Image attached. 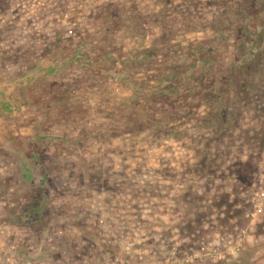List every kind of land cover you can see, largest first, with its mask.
<instances>
[{"label": "rangeland", "instance_id": "374dc122", "mask_svg": "<svg viewBox=\"0 0 264 264\" xmlns=\"http://www.w3.org/2000/svg\"><path fill=\"white\" fill-rule=\"evenodd\" d=\"M19 1L0 0V223L24 241L18 263L156 264L174 252L178 264H264V134L239 141L264 109V68L248 56L259 41L236 38L253 12L239 0H21L24 26L40 21L23 34L7 24ZM164 56L187 85L172 87L164 65L158 95ZM202 57L200 82L190 65ZM242 64L250 89L236 104ZM127 72L138 90L121 84ZM210 102L239 107V144L205 127ZM29 208L38 219L24 236Z\"/></svg>", "mask_w": 264, "mask_h": 264}, {"label": "trees", "instance_id": "16d2710c", "mask_svg": "<svg viewBox=\"0 0 264 264\" xmlns=\"http://www.w3.org/2000/svg\"><path fill=\"white\" fill-rule=\"evenodd\" d=\"M253 2H255V1H253ZM253 2L252 1L248 2L247 0H239L238 2H235L236 5L241 6V8H243L244 11H246V12L248 11L247 13L253 12V15H249V17L252 20L254 19L253 23L250 22L251 27L245 26L244 29L241 28V30H240L241 32H240V34L237 35L236 38L237 39L238 38L239 39L240 38L249 39L250 40L249 42H252V43H253V40L259 41L256 49H261V50L254 52L255 51L254 49H250L248 52V56L250 54V57H252V61L257 62L256 63L257 65L262 66V68H264V61H263V58H264V1H263V4L262 3L254 4ZM246 3H247V6H244V4H246ZM227 7H228V5H227ZM226 10H229V9L226 8ZM261 13L263 14V18H261V16H260ZM239 17H242V14ZM239 17H237V18H239ZM239 20H244V19L239 18ZM256 23H259V24L257 25ZM149 50H147L145 53H143L141 55L145 60H147L151 55L152 50H150V51ZM209 59L210 58H207V57L203 58L202 57L201 60H199V58H198V61L194 60L192 62V64L190 65L191 68L197 69V72L199 75L203 74L202 76L196 78V79L200 80V82L207 75L205 70L209 69V66H208ZM142 61H144V60H142ZM172 61H175V60H172L171 57L166 58L164 56L163 59L161 60V62L159 61L156 63V69H155V74H154L155 76H152L153 78L154 77L156 78V81H158L157 82L158 87L156 88V90H154L157 92L155 94L159 95L161 93L160 91H163L165 89V87L163 85H165L167 87L168 83H169L167 79L165 80V76L164 77L162 76V73H163L162 69H163L164 65H166L167 69L172 68L171 69V75L169 76L170 79H173V77L175 78V81L172 84V87H176V86L181 85V84L187 85L186 80H187L188 76L187 77H185V76L183 77V75L180 76L179 74L181 72V69L177 66L176 63H171ZM126 62L128 63L129 61L127 60ZM166 62H167V64H165ZM125 65H126V63H125ZM181 66H183V65H181ZM240 66L241 67H239V65L237 66V69L239 70V75L246 77L247 82L244 83L243 85L239 86V88L241 87V89L239 91L237 90L239 88H237V87L235 88V90H237V92H241L240 97L237 98V100L236 99L234 100V103H236V104L237 103L241 104V103L246 102L245 100H242V97L243 96L246 97V95H247L246 92H248V89H250V84H249L250 72H248L247 67H244L243 64ZM186 67H188V66H186ZM240 68H243V69L241 70ZM186 69L187 68H184L183 72H186L185 71ZM230 75L233 78L231 80V82H232L234 80V76L236 77V74H235V72H231ZM130 76L131 75L129 72L120 73L119 78L121 80V84H127V85L129 84V86H131V89L133 91H135V89L138 90L139 83H137V82L135 83L134 81L128 82V78ZM200 82L196 81V83H200ZM230 88L231 87L229 86V84L225 85L226 94L224 95L223 101L227 102V103H230V98L227 97V90H230ZM212 105H217V103L214 104L213 102H210L209 106H207L209 109L208 110L209 113L204 114L203 115L204 118H201L205 122L204 123L205 127L206 126L209 128L220 127V129L224 132V135H226L227 139L230 140L229 143L231 145H234V142H236V144H237L238 143L237 142L238 136L237 137L233 136L234 135L233 133H234V130L236 129V125H237V110H239V107H236L235 110L231 111L228 109V107H225L226 104H224V103L218 104L217 108H215V109L212 108ZM263 110L264 109H259L258 111L262 112ZM259 112H258L257 116L255 117V120L257 121V124H258L257 128H259L258 133L254 134L252 136L247 135V134L243 135L242 138H240V140H239L240 143H242L243 145L252 144L251 142H259L261 139L259 134H261V133L264 134V127L259 126V125L264 126V124H259V122L257 120V119H262L263 123H264V113L262 114ZM200 117H202V116H200Z\"/></svg>", "mask_w": 264, "mask_h": 264}, {"label": "built area", "instance_id": "2783aa9c", "mask_svg": "<svg viewBox=\"0 0 264 264\" xmlns=\"http://www.w3.org/2000/svg\"><path fill=\"white\" fill-rule=\"evenodd\" d=\"M35 2V0H33ZM23 6V4H22ZM24 7V6H23ZM11 15H10V20H8L7 24H14L16 26L21 27L23 29V34H26L28 32H32L33 30L36 31L38 29V26L40 25V21L39 22H33L31 24V26L26 27V25L24 26L25 21L28 19V14L27 12L24 13L23 11H21V0L19 2H17V4L14 6L13 9L10 10ZM58 18V16H55ZM65 17V16H64ZM64 17L63 18V22L65 21ZM39 20V19H38ZM0 21L1 23L4 22L3 17L0 16ZM6 21V20H5ZM73 25H76L74 22L71 24L68 22H65V31L68 37H76L77 33L75 32ZM30 27H34L33 29H31ZM27 29V31H25ZM38 219V212L29 209H22L21 213L18 215V223L22 226L21 227V231L23 233L24 236H26L27 233V227L30 224H33L37 221ZM13 233L10 231V227L9 225L5 224V223H0V264H21L18 263V258H16L15 253H19L23 248L22 245L24 243L23 240H21V242L14 238L12 239ZM7 241V245H4V241ZM28 250H35L32 249L31 247H27ZM172 257L165 260L163 259H159L158 258V262L156 264H178V263H182L181 259L179 258V260H177V262H175V253L172 252ZM201 254H195L194 257H201ZM219 255L218 253H215V257ZM185 262L186 261H190L192 262V258L190 259H186V256L182 257ZM218 258H220V255L218 256ZM25 264H29V262L25 263ZM66 264H70V263H66ZM83 264H90V263H86L84 262ZM104 264H131V263H126V262H122L120 260V258H114L112 260V262H108L106 261Z\"/></svg>", "mask_w": 264, "mask_h": 264}, {"label": "crops", "instance_id": "0c3cea01", "mask_svg": "<svg viewBox=\"0 0 264 264\" xmlns=\"http://www.w3.org/2000/svg\"><path fill=\"white\" fill-rule=\"evenodd\" d=\"M38 69H41V71H42V68H39V67H36V70H38ZM45 69V68H44ZM33 75H36V74H33ZM22 83H23V81H22ZM22 87V86H21ZM25 88V87H24ZM37 99V98H36Z\"/></svg>", "mask_w": 264, "mask_h": 264}]
</instances>
